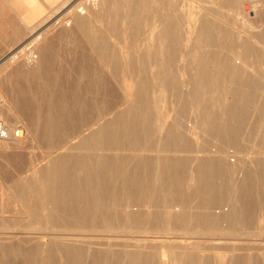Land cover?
<instances>
[{
  "label": "bare ground",
  "instance_id": "obj_1",
  "mask_svg": "<svg viewBox=\"0 0 264 264\" xmlns=\"http://www.w3.org/2000/svg\"><path fill=\"white\" fill-rule=\"evenodd\" d=\"M133 4L134 10L128 0H115V18L110 24L115 25V36H122L124 40L112 43L106 40L104 27L100 29L101 34L95 35L98 60L80 65L86 78L81 77L79 84L77 80L70 81L76 87L73 89L76 94L64 101L67 104L62 105V100L55 99L49 107L45 128L58 153L46 161V166L41 165V169L14 187L19 202L16 212L26 213L40 226L32 230L39 228L44 232L21 239H16L12 232H0V264H264V213L256 219V202L250 190L253 186L248 187L253 183L248 155L237 153L233 148L240 139V130L236 125H227L230 117L225 116V111L245 106L251 100V93L238 92V101L218 103L212 109L219 115L212 121L204 115L195 116L194 120L198 121L188 123L191 126L215 124L219 142L198 147L196 157L156 156L154 170L147 163L148 144L158 138V133L152 131L153 122L161 119L154 112L158 103L157 88L172 87L178 99L185 98L183 87L186 86L192 97L203 91L202 87L215 85L216 80L231 83L239 78L240 68L247 64L248 57L255 61L251 63L255 77L242 76L240 83L248 88L264 84V47L260 52L256 45L251 47L244 41V58L238 55L236 63L227 61L223 62L225 66L214 64L211 68L207 61L196 60L205 57L201 52V37H210L219 31L227 34L228 30L216 26L215 21L202 20L196 30L198 41L192 48L189 46L187 55L191 62L187 66L190 79L179 82L178 77L185 74L180 67L169 64L178 59L180 49L176 18L159 11L157 19L151 22L149 19L156 10L150 1L135 0ZM78 11L77 18L87 21L88 9L81 6ZM144 16L150 25L143 24ZM72 22L67 21V25ZM120 22L128 28L120 26ZM146 28L152 33L150 37L145 35ZM42 35L38 34L25 46L41 44ZM32 53L34 56L35 52ZM15 57L16 54L12 58ZM91 71L95 73L92 77L87 74ZM115 85L123 90L122 94L115 95ZM82 86L95 92L92 99L96 115L90 119L82 116L81 108L91 104V99L83 94L86 91L80 90ZM100 89L110 91L109 100L102 104L98 102ZM263 102L257 108L263 109ZM66 109L69 115L61 113ZM66 122L71 125L74 136L60 130ZM84 124L87 127L78 130ZM88 159L95 162L94 168ZM163 160L167 167L200 168L189 170L187 197L178 194L181 190L178 176V180H157L156 184L149 181L152 177L173 176L174 172L166 173L161 168ZM42 172L44 175L39 179ZM228 174H234L233 192L229 196L215 195L217 186L212 178H224ZM190 179L194 182L192 185ZM38 180L41 185H37ZM159 190L161 193L155 194ZM220 220L228 225L221 228L225 231L217 233ZM237 228L249 231L231 232ZM103 230L110 233L103 234ZM189 234L202 236L203 240L187 237ZM231 235L238 237H226ZM216 248L220 251H215Z\"/></svg>",
  "mask_w": 264,
  "mask_h": 264
},
{
  "label": "rangeland",
  "instance_id": "obj_2",
  "mask_svg": "<svg viewBox=\"0 0 264 264\" xmlns=\"http://www.w3.org/2000/svg\"><path fill=\"white\" fill-rule=\"evenodd\" d=\"M67 1L73 4L66 8L64 7L65 1L55 8L43 22L35 27L34 31L31 30V34L24 38L21 45L12 50V52H18H16L17 56L15 58L6 60L4 58V61H0L3 62L0 65V118L9 127L22 123L27 130L22 139L0 140V232H12L16 239L31 238L36 236L35 233L37 232H44L39 228L32 230V228L40 226L26 213L16 212L19 202H17L14 187L18 181L24 179L30 173L41 169V165L46 166V161L48 162L50 158H53L58 153V150L55 148L56 144L50 140V136L47 134L45 128L49 107L53 106L55 99L62 100L60 103L62 105L67 104L64 101H67L69 96L76 94L73 91V89H76V87H72L73 82L77 80V84H79L81 77L86 78L83 76L85 73H82L80 70V65L98 60L99 51L95 45V35L101 34L102 30L100 29L104 27L103 34L107 37L106 40L112 43L124 40L122 36L120 38L115 36L113 30L115 25L112 27V23L110 24L111 20L115 18V0ZM134 1L128 0L129 7L132 10L135 8ZM149 1L153 5L154 10H156L151 19H149L151 22L157 19L159 11H163L171 19L176 18L177 20L178 39L180 41L179 55L178 59L169 64L173 67H180L181 73L183 71V74H185L178 77L179 82H187L190 79L187 66H190L191 62L187 55H189L188 52L193 44L198 41L196 30L202 20L215 21L216 26H221L222 29L228 30L227 34L219 31L214 33L213 36L207 37L208 35H204L201 37V52H203L202 54L205 57H208L206 60L210 63H206L209 67L213 68L214 64L221 66L223 62L227 61L229 63H236L235 59L238 55L244 58L243 54L246 48V44H243L244 41L249 42L251 47L256 45L258 50L262 52V48L264 47V0ZM94 2L97 4L94 5ZM81 6L86 7L90 15V19L85 20L86 22H80L77 18L78 9ZM149 20L145 16L142 18L145 26L150 25ZM67 21L73 22L68 26ZM119 25L128 28L122 22ZM149 30V28L145 29V35H148V37L152 34ZM39 31L43 34L42 43H35L31 48H27L25 44ZM151 37L154 38V36ZM20 47L23 49H20ZM32 51L35 52L34 56ZM36 55H38V58ZM226 57H229V59ZM254 62L253 58L248 57L247 64L240 63L242 67L238 73L239 78L233 80L231 83L229 80L223 83L217 81L219 83L216 82L213 86L202 87L203 91L195 95L193 94L192 97L188 95V87L186 86L183 87L185 98L178 99L175 98V90L172 87L166 88L163 86L157 88L158 103L154 112L156 115L159 114L161 119L153 122L152 131L158 133V138L150 141L148 144L150 149L147 153L150 159L147 163L154 170L156 167L154 166L155 160L153 159L156 156L176 155L196 157L198 155V151H196L198 147L204 148L208 147L207 145L219 142L221 138L215 133V124L209 123L207 126H203L201 123H198L191 126L188 123L190 121L192 123L194 121L197 122V119L194 120L195 116L199 118L204 115L210 117L209 119L212 121L219 115V112H214V109H212L217 108L218 103H234L238 101L236 99L238 92L251 93V100L248 103H244L245 106L239 109L236 107L231 108L229 112L225 111V116L230 117V120L226 123L227 125H236L240 130V139L237 142V146L233 145V148L237 153L239 151L248 155V165L251 169L250 176L252 175L251 183L253 182L252 185L249 183L248 187L253 186L250 190L256 202L255 217L257 219L261 213H264V108H257V105L260 106V102L264 101V84L261 83L248 88L240 83L242 76L255 77L254 67L251 66V63ZM262 64L264 65V61ZM87 74L92 77L91 75L95 73L91 71ZM105 74V80L108 83L107 78L109 73L107 70ZM72 80L73 82L70 83ZM242 88L243 91L241 90ZM81 89H84L86 93L83 94H86L91 99V104H87L84 108H81L83 110L82 116L90 119L96 115L95 101L93 100L95 92L88 88L86 90L84 86ZM99 92L98 102L100 104H102V101L109 100L110 91L100 89ZM122 93L123 90L115 85V95ZM176 106L177 108L175 109ZM198 108H201L200 111ZM203 109L206 111H202ZM61 113L69 115L68 109L61 111ZM219 124H221L218 125L219 127H223L222 123ZM70 127L71 125L66 122L60 126V130H64L67 133L70 132L71 137L75 134H72ZM86 127L87 125L84 124L78 130ZM161 133H163L164 137L160 136ZM166 135L169 136L167 137ZM258 160L259 163H255ZM88 162L92 163L93 168L95 167L93 160L88 159ZM165 163L163 160L161 168L166 173L174 172L172 173L173 176L169 178L152 177L149 181L152 184H156L157 180L163 181V179L170 180L171 178L178 180L176 177L178 176L181 183L180 189L182 190H179L178 194L187 197L189 193L186 192V182L189 181L191 176L189 170L199 171L200 168L190 165L167 167ZM80 170L83 171V169ZM234 174L237 177L239 173ZM234 174H228L224 178H212L217 186L215 195L229 196L233 192L232 189L235 188ZM43 175V172L39 173V179H42ZM191 181L190 179V184L192 185L194 182ZM37 185H41L39 180ZM152 189L155 190L156 188L153 187ZM155 192V194H160L161 190ZM164 192H168V190ZM3 221L7 223L5 224ZM218 225L220 229L216 232L222 233L225 230L221 228L226 227L228 222L220 220ZM248 231L244 228H237L231 232L246 233ZM101 233L108 234L110 232L103 230ZM196 235L189 234L187 237L203 240L202 236ZM220 237L224 238L225 236ZM226 237L238 236L231 235ZM223 245L226 244H221L220 246ZM199 250L201 252L206 251V249ZM214 250L220 251L217 248Z\"/></svg>",
  "mask_w": 264,
  "mask_h": 264
},
{
  "label": "crops",
  "instance_id": "obj_3",
  "mask_svg": "<svg viewBox=\"0 0 264 264\" xmlns=\"http://www.w3.org/2000/svg\"><path fill=\"white\" fill-rule=\"evenodd\" d=\"M65 1L64 7L66 8L73 4L67 0H0V61L4 58V60L12 58L14 54L17 56L18 52H12V50L21 45L24 38L31 34V30L34 31L35 27L43 22L49 13ZM38 34H42V32H37L30 41ZM20 49L22 48L20 47ZM207 58H197L196 60L207 61ZM2 63L0 62V65ZM208 63L210 62L208 61ZM225 65L227 64L222 63L221 66Z\"/></svg>",
  "mask_w": 264,
  "mask_h": 264
},
{
  "label": "built area",
  "instance_id": "obj_4",
  "mask_svg": "<svg viewBox=\"0 0 264 264\" xmlns=\"http://www.w3.org/2000/svg\"><path fill=\"white\" fill-rule=\"evenodd\" d=\"M26 131V127L22 123H19L14 127H9L6 122L0 118V140L22 139L25 136Z\"/></svg>",
  "mask_w": 264,
  "mask_h": 264
}]
</instances>
